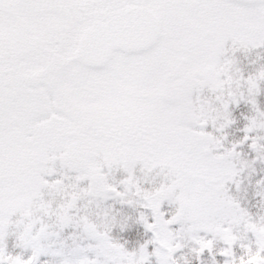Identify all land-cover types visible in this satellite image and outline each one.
<instances>
[{
    "label": "snow or ice",
    "instance_id": "1",
    "mask_svg": "<svg viewBox=\"0 0 264 264\" xmlns=\"http://www.w3.org/2000/svg\"><path fill=\"white\" fill-rule=\"evenodd\" d=\"M0 264H264V0H0Z\"/></svg>",
    "mask_w": 264,
    "mask_h": 264
},
{
    "label": "rangeland",
    "instance_id": "2",
    "mask_svg": "<svg viewBox=\"0 0 264 264\" xmlns=\"http://www.w3.org/2000/svg\"><path fill=\"white\" fill-rule=\"evenodd\" d=\"M92 55L97 62H102L103 51L94 49ZM126 92L133 97V100L128 102V114L131 115V109H134L139 102L138 89L134 83H128L124 85ZM115 115L112 105L98 106L96 104H90L86 102H79L74 105V108L70 114V118L65 124H52V119L63 120V117L59 115L53 116V118L40 121L35 127L41 134H49L54 131L58 136H63L68 139L70 143H76L81 128L83 125L91 122L98 134L109 135L114 127L112 118ZM11 141L13 144V151L10 155L9 163L15 167L17 164H21L28 161L34 154L35 149L33 145V136L29 135L25 131L24 126L13 127L11 133ZM63 156V153H52L50 159L56 158V156Z\"/></svg>",
    "mask_w": 264,
    "mask_h": 264
}]
</instances>
